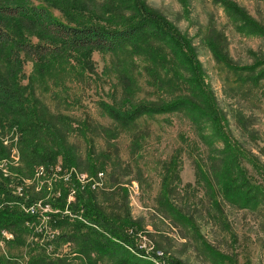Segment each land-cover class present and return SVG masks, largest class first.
<instances>
[{"label":"rangeland","instance_id":"obj_1","mask_svg":"<svg viewBox=\"0 0 264 264\" xmlns=\"http://www.w3.org/2000/svg\"><path fill=\"white\" fill-rule=\"evenodd\" d=\"M29 1L64 22L91 20L111 27L138 15L136 0ZM231 1L263 32L245 25L242 15L229 10L225 0H140L190 44L195 62L175 57L171 43L158 40H138L115 52H73L49 62L21 52V67L12 66L0 54V74L15 78L29 111L23 116L37 119L38 128L45 119L46 125L68 134V144L80 161L77 170L91 174L89 160L105 173L103 184L96 188L84 187L76 178L65 182L58 172L60 166L62 172L65 169L60 156L55 163L39 159L32 164L23 152L30 141L50 140L25 135L13 115L0 116V176L11 194L0 193V201L26 215L13 192L23 185L25 197L53 204L59 211L45 224L35 217L26 219L28 229L17 231L19 237L15 230L0 229V264H35L41 255L64 259L61 264H90L85 255L75 252L73 239L59 240L64 232L73 233L71 223L90 224L84 209L73 207L84 188L93 190V201L108 214L127 215L138 222L137 231L127 229L136 246L130 251L156 264H172V258L185 264H264V202L257 207L232 204L224 198L219 180L230 151L240 159L248 178L264 189V78L258 82L252 78L264 76V0ZM229 58L234 65L254 71L232 70ZM184 60L198 67L204 92L186 81L193 73ZM197 92L204 103L210 99L219 121L212 113L197 114V119L186 109L134 119L123 112L141 103ZM112 107L122 110L121 121L109 115ZM226 142L236 151L224 153ZM40 167L44 171L38 174ZM133 181L139 184L136 190ZM168 193L176 206L165 201ZM60 199L65 202L59 204ZM42 225L58 235L48 239ZM3 229L13 237L3 236ZM144 242L164 251L159 263L146 253ZM219 254L229 259L223 262ZM122 256L99 257L98 264H118Z\"/></svg>","mask_w":264,"mask_h":264},{"label":"trees","instance_id":"obj_2","mask_svg":"<svg viewBox=\"0 0 264 264\" xmlns=\"http://www.w3.org/2000/svg\"><path fill=\"white\" fill-rule=\"evenodd\" d=\"M135 4V9L138 12L137 17L128 19L120 26L108 27L91 20L70 19V22L61 21L52 16L47 8L34 5L29 0H0V54L1 56L3 54L6 55L7 61L12 66L21 67V52L27 53L34 59L49 62L52 57H62L73 52L94 49L104 52H115L124 45L138 40L144 43L158 40L170 42V46L174 49L173 55L175 57L179 59H185L186 57L189 62H195V54H193L190 44H187L179 33L177 36L170 29L172 25L168 21L161 19L157 13L147 8L140 0H136ZM224 4L235 14L236 12L241 14V20L243 19L245 25H249L256 31L263 32L260 25H256L250 19L243 17L245 11L240 9L236 3L231 0H225ZM32 35H36L38 40L33 41ZM184 63L188 66V70L193 73V77H188L186 81L189 84H197L201 90L200 86L202 87V83L198 81V67L187 63L186 60H184ZM229 66L234 71L246 70L248 73L254 71V69L234 65L231 63L230 58ZM252 78L258 82L264 76L257 75ZM202 92H204L203 87ZM205 93L208 94L206 90ZM175 97L171 101L156 100L141 103L139 106L126 108L123 112H129L130 117L134 119L142 114L156 115L158 113L186 109L188 113H192L197 119H199L198 115L209 117L212 113L215 119L219 121L213 113L214 109L211 108L212 102L210 99L207 97L205 103L201 100L203 97L201 92L182 97L175 95ZM121 111L118 107H112L108 110V113L113 119L121 121L125 117L120 113ZM27 112L29 111L25 110L21 90L15 84V78L0 74V116L13 115L15 122L19 124V128L25 135L36 134V136L39 135L38 137L50 140L48 143L43 139L41 140L43 143L30 141L27 148L23 150L25 157L33 164L39 159L44 163L45 160L55 163L60 156L65 169L73 167L79 169L80 161L77 158L75 159L77 153L67 141L69 135L60 133L55 127L46 125L48 121H45V119L40 122L42 124L38 128V125L35 126L38 122L37 119L33 122L30 117L26 119L23 116ZM44 127L45 131H40L44 130ZM214 132L220 134V129H215ZM225 144L224 153L230 149L236 151L233 148L234 146L228 142ZM239 161L240 159L229 151V160H227L226 165L224 164L225 167H222L224 171L221 170L219 178L223 196L232 204L257 207L258 204L264 202V189L256 186L250 176L248 178L246 170L241 168ZM86 163L89 173L92 175H97L98 172L103 170L99 168L97 163L91 164L92 162L89 160H86ZM201 173L205 175L202 171ZM92 192L93 190L90 188L79 190L78 202L73 206L74 208L80 207L84 209V215L90 224L82 223L81 221L71 223L74 224L73 233L64 232L60 235L59 240L73 239L78 249L75 252L81 256L85 255L90 260V264H98L99 257H109L108 259L110 260L116 258L118 254H124V256L118 257V260H116L118 264H156L151 259L138 255L136 251H130V247L134 249L136 246H134V237L127 232V229L133 227L137 231L138 222L133 221L127 215L108 214L95 200L93 201ZM0 193H3L4 196L11 195L6 182L1 176ZM261 196L263 200H260ZM171 198L168 193L165 201L176 206ZM212 198L214 203H218L215 197ZM62 199H60L59 204L65 202ZM2 202L0 201V229L10 228L15 230L19 237L20 235L17 231L23 233L28 229L25 226V220H33L34 217L24 215L15 205L4 206L5 204L3 205ZM177 213L182 215L181 211ZM91 224L97 225L98 229ZM137 250L139 253L143 252L139 248ZM92 252L97 253L98 257H93L90 254ZM143 255L146 256V254ZM219 255L223 258V262L229 259L226 254ZM64 261V259H53L47 255H41L35 260V264H61ZM171 262L172 264H185L178 258H172Z\"/></svg>","mask_w":264,"mask_h":264},{"label":"built area","instance_id":"obj_3","mask_svg":"<svg viewBox=\"0 0 264 264\" xmlns=\"http://www.w3.org/2000/svg\"><path fill=\"white\" fill-rule=\"evenodd\" d=\"M44 171L43 167H40L38 169V174L42 173ZM58 172L61 176V178L65 181V182H70L73 178H76L79 182H81L83 184V186H88V187H93L96 188L100 185L103 184L102 179H104L105 173L103 171H100L97 173V175H91L88 173H84L81 172L79 170H77L76 168H71V169H64V171L62 172V168L61 166L58 167ZM133 186L132 189L136 190L139 188V184L137 181H133L132 182ZM24 191L25 188L22 186H19L16 191H13L14 194L19 198V200H21V206L22 209L24 211V213L26 215H29L31 217H35L38 218L39 220V224H45L48 220L52 219L55 215L58 214V209L53 206V204L51 205L50 203H45L43 201H38V200H30L29 198L25 197L24 195ZM73 193L76 192V190H72ZM27 224H31L30 221L27 222ZM32 225H38V224H32ZM46 225H42L41 227V231L42 232H49V238L53 239L56 237V235H58L59 232L54 233L50 230H47ZM2 235L6 236V238H12L13 235L9 233L8 230L3 229L2 230ZM11 236V237H9ZM144 248H146V253L147 254H153V259L158 262L159 259L163 258L165 256L164 251L160 250V249H155L154 246L152 245H148L146 242H144V245L142 246ZM143 249V248H142ZM145 250V249H143ZM151 251V252H150ZM159 263V262H158ZM160 264V263H159Z\"/></svg>","mask_w":264,"mask_h":264}]
</instances>
